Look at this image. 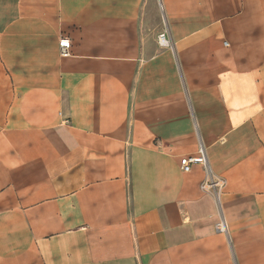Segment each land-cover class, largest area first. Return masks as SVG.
Listing matches in <instances>:
<instances>
[{
	"label": "crops",
	"instance_id": "0c3cea01",
	"mask_svg": "<svg viewBox=\"0 0 264 264\" xmlns=\"http://www.w3.org/2000/svg\"><path fill=\"white\" fill-rule=\"evenodd\" d=\"M0 118V264H264V0H0Z\"/></svg>",
	"mask_w": 264,
	"mask_h": 264
},
{
	"label": "built area",
	"instance_id": "2783aa9c",
	"mask_svg": "<svg viewBox=\"0 0 264 264\" xmlns=\"http://www.w3.org/2000/svg\"><path fill=\"white\" fill-rule=\"evenodd\" d=\"M157 41H158V44L160 46H164V47L169 46V40L166 37V32H162L161 34H159L157 37ZM70 48H71V42H70L69 38L68 37H60L58 40L59 54L62 57L69 56L70 55ZM195 164L202 165L204 167L205 173H206V176L201 183V189L204 190L205 192L213 193L216 200L219 201L217 191L219 190V188H221L223 181L213 179L211 172H210V169L208 167L207 161H206L205 150L201 145H199L196 154L184 156L180 160V167H181V170H183V171L189 170ZM217 230L221 231V232H225V230H226L225 224L222 222L220 224V226H218Z\"/></svg>",
	"mask_w": 264,
	"mask_h": 264
},
{
	"label": "rangeland",
	"instance_id": "374dc122",
	"mask_svg": "<svg viewBox=\"0 0 264 264\" xmlns=\"http://www.w3.org/2000/svg\"><path fill=\"white\" fill-rule=\"evenodd\" d=\"M5 103L7 104V103H8V101H6ZM3 120H4V118H0L1 125H2V123H3Z\"/></svg>",
	"mask_w": 264,
	"mask_h": 264
}]
</instances>
